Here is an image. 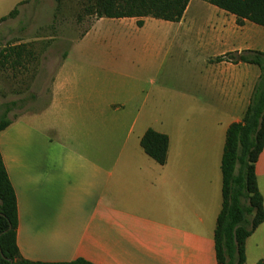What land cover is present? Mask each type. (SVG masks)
Masks as SVG:
<instances>
[{
	"label": "crops",
	"instance_id": "0c3cea01",
	"mask_svg": "<svg viewBox=\"0 0 264 264\" xmlns=\"http://www.w3.org/2000/svg\"><path fill=\"white\" fill-rule=\"evenodd\" d=\"M194 1L180 22L165 21L145 36L151 59L176 51L175 64L105 68L66 58L45 109L0 132L24 259L218 264L227 131L243 121L261 75L229 55L264 53V27L239 25L235 15ZM113 20L133 31L141 20L140 32L151 18ZM148 129L169 137L163 166L141 146ZM256 176L264 201V149ZM245 253V264L264 262V221Z\"/></svg>",
	"mask_w": 264,
	"mask_h": 264
},
{
	"label": "trees",
	"instance_id": "16d2710c",
	"mask_svg": "<svg viewBox=\"0 0 264 264\" xmlns=\"http://www.w3.org/2000/svg\"><path fill=\"white\" fill-rule=\"evenodd\" d=\"M202 1L235 15L239 25L247 20L264 27V0ZM189 3L190 0H94L89 10L99 19L150 17L177 23ZM14 13L15 10L9 16ZM138 26L142 27L143 21H138ZM229 57L257 65L261 71L243 121L232 124L227 131L222 160L223 208L215 230L218 264H245L246 241L264 221V201L256 176V164L264 149V53L248 52ZM10 124V120L0 121V132ZM141 146L159 165L167 163V135L148 129ZM17 227V197L0 153V264H93L84 259L63 263L26 260L17 245Z\"/></svg>",
	"mask_w": 264,
	"mask_h": 264
},
{
	"label": "rangeland",
	"instance_id": "374dc122",
	"mask_svg": "<svg viewBox=\"0 0 264 264\" xmlns=\"http://www.w3.org/2000/svg\"><path fill=\"white\" fill-rule=\"evenodd\" d=\"M93 4L94 0H0V17L5 18L0 20V121L42 112L54 75L66 58L70 64L143 68L147 63L171 66L181 57L174 51L173 58H166L164 51L151 59L144 50L145 36L159 33L165 21L151 18L137 32L138 24L133 31L120 20L99 19L89 10ZM12 10L15 13L9 16ZM189 56L184 54L183 62Z\"/></svg>",
	"mask_w": 264,
	"mask_h": 264
}]
</instances>
